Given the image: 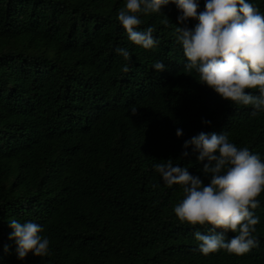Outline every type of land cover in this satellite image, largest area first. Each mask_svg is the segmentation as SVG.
<instances>
[{
	"label": "trees",
	"instance_id": "obj_1",
	"mask_svg": "<svg viewBox=\"0 0 264 264\" xmlns=\"http://www.w3.org/2000/svg\"><path fill=\"white\" fill-rule=\"evenodd\" d=\"M249 2L264 14V0ZM125 4L0 0V264H264V193L255 209L259 246L204 255L195 232L211 234V226L181 223L174 207L183 188L154 169L172 158L207 184L194 145L184 148L201 132H226L264 159V112L252 115L195 70L185 73L174 3L140 16L138 30L156 29L151 50L128 39L117 18ZM157 61L166 70L157 72ZM11 219L42 225L50 255L19 259Z\"/></svg>",
	"mask_w": 264,
	"mask_h": 264
},
{
	"label": "clouds",
	"instance_id": "obj_2",
	"mask_svg": "<svg viewBox=\"0 0 264 264\" xmlns=\"http://www.w3.org/2000/svg\"><path fill=\"white\" fill-rule=\"evenodd\" d=\"M170 2L181 13L178 20L182 26L175 29V34L187 59L185 73L195 70L201 84L232 104L251 106L252 115L264 112V14L259 8L249 0H205L203 10L198 0H126L117 18L128 39L146 50L155 48L156 29L149 26L138 30L144 23L140 16L160 13ZM189 20L197 21L194 27L186 24ZM115 52L130 61L126 48L117 47ZM153 68L162 72L167 66L157 61ZM122 71L127 73L131 68L125 64ZM252 90L259 94L253 95ZM136 114L133 107L132 115ZM176 135L182 137L183 129L177 128ZM189 145H194L197 160L203 164L205 176L210 177L207 184L187 167L174 166L172 158L154 165L169 187L177 184L183 188L184 198L174 207L175 215L181 223L193 227L211 226V234L195 232L198 249L204 255L221 250L235 255L251 252L259 246L254 233L260 218L255 209L264 193V159L248 147L230 142L226 132H201L185 141L184 148ZM188 155L187 151L183 153ZM9 226L13 229L9 238L16 241L19 259L24 260L29 253L41 258L50 255V240L41 235L42 225L11 219ZM228 232L235 235L229 239Z\"/></svg>",
	"mask_w": 264,
	"mask_h": 264
}]
</instances>
